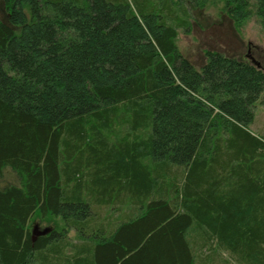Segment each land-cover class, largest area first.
<instances>
[{"label":"trees","instance_id":"1","mask_svg":"<svg viewBox=\"0 0 264 264\" xmlns=\"http://www.w3.org/2000/svg\"><path fill=\"white\" fill-rule=\"evenodd\" d=\"M186 2L3 0L0 264H264V70L196 69ZM223 12L264 32V0Z\"/></svg>","mask_w":264,"mask_h":264},{"label":"rangeland","instance_id":"2","mask_svg":"<svg viewBox=\"0 0 264 264\" xmlns=\"http://www.w3.org/2000/svg\"><path fill=\"white\" fill-rule=\"evenodd\" d=\"M189 27L179 30L178 48L181 54L200 69L206 61L207 52H218L258 66L264 70V32L255 17L245 22L240 31L223 12V0H194L185 6ZM182 17V16H181ZM0 21H7L3 0H0ZM264 99V95H263ZM249 130L255 134L264 133V103L254 108V121ZM56 220H42L39 217L31 222V230L50 231L58 225ZM71 238L76 243L74 232ZM204 253L207 252H203ZM203 256L202 258H204ZM224 255L210 264H224L228 261Z\"/></svg>","mask_w":264,"mask_h":264},{"label":"water","instance_id":"3","mask_svg":"<svg viewBox=\"0 0 264 264\" xmlns=\"http://www.w3.org/2000/svg\"><path fill=\"white\" fill-rule=\"evenodd\" d=\"M258 67V66H257ZM50 232V229H45L43 231H38V229L34 230V233H33V242H36V240L38 239L39 236H43V235H46L47 233Z\"/></svg>","mask_w":264,"mask_h":264}]
</instances>
